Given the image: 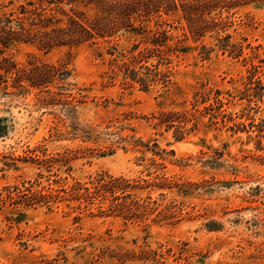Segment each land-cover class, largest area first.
I'll return each mask as SVG.
<instances>
[{"label":"rangeland","instance_id":"rangeland-1","mask_svg":"<svg viewBox=\"0 0 264 264\" xmlns=\"http://www.w3.org/2000/svg\"><path fill=\"white\" fill-rule=\"evenodd\" d=\"M224 15L218 39L189 35L186 51L164 52L168 86L111 80L120 53L104 46L10 50L20 65L68 62L72 75L55 99L36 88L0 96V264H264V0ZM172 31V43L184 38L182 26ZM226 34L243 52L222 49ZM210 90L218 101L193 109ZM161 109L195 113L183 139L158 124ZM58 153L67 164L43 163ZM103 173L130 179L129 216L101 211L99 199L80 213L76 200L50 208L7 196L37 179L92 185Z\"/></svg>","mask_w":264,"mask_h":264},{"label":"trees","instance_id":"trees-1","mask_svg":"<svg viewBox=\"0 0 264 264\" xmlns=\"http://www.w3.org/2000/svg\"><path fill=\"white\" fill-rule=\"evenodd\" d=\"M250 1L253 0H17L18 4L12 8L9 5L0 8V96H24L31 88H36L46 94L45 97L55 99L64 96L61 86L72 75L68 62L55 64L33 59L28 65L18 64L9 52L20 43L33 44L44 52L66 49L69 55L82 46L108 47L110 54L120 53L110 59L111 80L122 77L123 84L138 82L145 89L160 82L168 86L172 64L166 65L164 52L186 51L184 42L189 35L199 39L208 32H215L218 39V30L225 31L223 25L229 18L224 13ZM178 26L184 29V38L172 43L176 38L172 29ZM124 37L128 44L122 43ZM231 38V34L219 37L223 41L222 49L243 52V44H235ZM162 65L167 68L163 69ZM198 93L193 109L211 99L218 101V90ZM191 113H194L192 109H161L154 117L158 124L175 127L176 138L183 139L186 130L181 123L189 120ZM42 161L48 167L56 161L68 163L66 154L60 153ZM53 182L45 184L37 179L29 185L9 189L7 196L14 191L20 204H46L50 208L55 204L60 206V201L76 200L80 203L71 207L80 213L88 207H82L83 204L99 199L101 204L109 203L108 207L100 204L101 211L126 216L137 204V201H128L131 181L125 176L103 173L92 185L77 181L69 187ZM76 218L82 217L77 215Z\"/></svg>","mask_w":264,"mask_h":264}]
</instances>
